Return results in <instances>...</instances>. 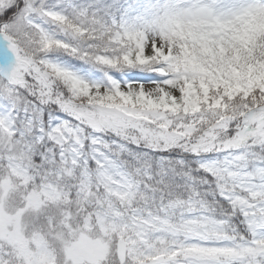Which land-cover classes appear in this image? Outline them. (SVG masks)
<instances>
[{
	"label": "snow or ice",
	"instance_id": "snow-or-ice-1",
	"mask_svg": "<svg viewBox=\"0 0 264 264\" xmlns=\"http://www.w3.org/2000/svg\"><path fill=\"white\" fill-rule=\"evenodd\" d=\"M0 264H264V0H0Z\"/></svg>",
	"mask_w": 264,
	"mask_h": 264
}]
</instances>
